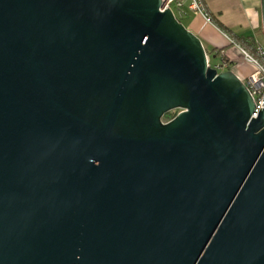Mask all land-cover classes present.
I'll list each match as a JSON object with an SVG mask.
<instances>
[{
	"label": "water",
	"instance_id": "obj_1",
	"mask_svg": "<svg viewBox=\"0 0 264 264\" xmlns=\"http://www.w3.org/2000/svg\"><path fill=\"white\" fill-rule=\"evenodd\" d=\"M162 5L0 0V264H264V109Z\"/></svg>",
	"mask_w": 264,
	"mask_h": 264
},
{
	"label": "crops",
	"instance_id": "obj_2",
	"mask_svg": "<svg viewBox=\"0 0 264 264\" xmlns=\"http://www.w3.org/2000/svg\"><path fill=\"white\" fill-rule=\"evenodd\" d=\"M187 2L184 3L185 26L203 39L211 51L215 47L213 53L220 59L227 56V66L232 65L246 75L251 65L237 63L242 54L232 41L248 48H253L258 42L264 45L260 0H203L205 9L214 17H210V21H206L199 11L188 8Z\"/></svg>",
	"mask_w": 264,
	"mask_h": 264
},
{
	"label": "built area",
	"instance_id": "obj_3",
	"mask_svg": "<svg viewBox=\"0 0 264 264\" xmlns=\"http://www.w3.org/2000/svg\"><path fill=\"white\" fill-rule=\"evenodd\" d=\"M186 0H163L162 9L166 7L172 10V5L175 4L177 7H181V13L184 14V3ZM187 7L199 11L206 21H210V15L204 7L203 0H188ZM173 11V10H172ZM237 45L240 54H242V59L244 62L251 65V70L241 79L243 80L247 89H249L252 100H254V108L251 116H256L260 107L264 109V45L260 42L256 43L253 48H248L240 43H234ZM207 56V54H206ZM207 63L212 67H215L217 71L225 69V66L229 63V58L227 56H221L218 63L210 64L209 58L207 56Z\"/></svg>",
	"mask_w": 264,
	"mask_h": 264
},
{
	"label": "rangeland",
	"instance_id": "obj_4",
	"mask_svg": "<svg viewBox=\"0 0 264 264\" xmlns=\"http://www.w3.org/2000/svg\"><path fill=\"white\" fill-rule=\"evenodd\" d=\"M181 7H177L175 4H173L172 5V10H173V13H174V15H175V17L185 26V24H186V22H185V18L183 17L184 16V14H183V12L181 13ZM183 10H184V7H183ZM198 36V35H197ZM199 37V36H198ZM200 38V37H199ZM200 40H201V42H202V44L204 45V48H205V50H206V54H207V56H208V58H209V63L212 65V64H215V63H218L219 61H220V56L219 55H215L214 53H213V50L211 51V49H210V47H208V45L203 41V39H201L200 38ZM237 63L238 64H243V63H245V64H247L246 62H244L243 61V59L242 58H238V60H237ZM249 65V64H248ZM225 68H231L235 73H237V74H239L240 76V78L241 77H243V76H245L244 74H241L240 72H239V70L237 69V68H235L234 66H232V65H229V66H225ZM178 111H180V109H175L174 111H172L173 112V115H172V117L178 112ZM169 119H171V117L170 118H168V120Z\"/></svg>",
	"mask_w": 264,
	"mask_h": 264
},
{
	"label": "trees",
	"instance_id": "obj_5",
	"mask_svg": "<svg viewBox=\"0 0 264 264\" xmlns=\"http://www.w3.org/2000/svg\"><path fill=\"white\" fill-rule=\"evenodd\" d=\"M210 17L212 18V19H214V17L210 14ZM216 21V23L218 24V25H220L219 24V22H218V20H215ZM214 49H216L215 47L214 48H212V50H214ZM172 115H173V112L172 111H170L169 113H167L165 116H164V120H167L168 118H172Z\"/></svg>",
	"mask_w": 264,
	"mask_h": 264
},
{
	"label": "flooded vegetation",
	"instance_id": "obj_6",
	"mask_svg": "<svg viewBox=\"0 0 264 264\" xmlns=\"http://www.w3.org/2000/svg\"><path fill=\"white\" fill-rule=\"evenodd\" d=\"M172 111H174V110H172ZM168 120V119H167ZM167 120H165V121H167Z\"/></svg>",
	"mask_w": 264,
	"mask_h": 264
}]
</instances>
